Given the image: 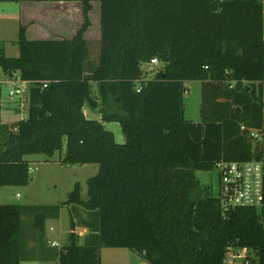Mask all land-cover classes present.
I'll return each instance as SVG.
<instances>
[{
  "label": "trees",
  "instance_id": "16d2710c",
  "mask_svg": "<svg viewBox=\"0 0 264 264\" xmlns=\"http://www.w3.org/2000/svg\"><path fill=\"white\" fill-rule=\"evenodd\" d=\"M56 1L83 5L72 39L30 40L21 27L19 56L0 48V70L34 81L28 117L0 122V186H28L27 158H52L64 140L63 164L99 171L87 181L85 201L76 184L60 205H0V264L29 260L24 214H37L42 240L46 219L62 206L85 209L88 234L81 243L72 220L57 264H101L102 247L130 249L145 264H223L230 243L256 250L264 264V208L223 213L196 176L222 161L264 160V0ZM92 2L101 5L97 63L85 38ZM154 58L160 66L149 77L143 66ZM194 81L201 82L200 122L185 118V84ZM96 99L100 120L84 114ZM105 123L120 124L124 144Z\"/></svg>",
  "mask_w": 264,
  "mask_h": 264
},
{
  "label": "rangeland",
  "instance_id": "374dc122",
  "mask_svg": "<svg viewBox=\"0 0 264 264\" xmlns=\"http://www.w3.org/2000/svg\"><path fill=\"white\" fill-rule=\"evenodd\" d=\"M46 2H48L46 4L53 3V1ZM21 3L23 2L0 1V48L4 49L6 56L9 58L19 56V47L16 42L21 27L28 26L26 33L33 34L34 32L41 33L40 29L43 30L48 23L54 26L61 23L52 20L56 13L43 5L45 4L43 1L34 3L36 5L28 6L29 8L21 6ZM93 36L95 37L89 44L90 60L92 63H97L101 47L100 31L95 32ZM156 72L155 69L153 72L148 73V76H155ZM185 86L187 88L185 118L187 121L200 122L201 82H188ZM92 89L95 93L96 85H93ZM1 101L7 102L5 91ZM86 106L89 107L88 104ZM27 117L28 111L17 112L16 106L13 104L0 105V122L3 124H16ZM104 127L105 130L113 133L116 143H125V136L119 123H106ZM66 149L67 143L64 140L61 152L56 153L52 158L44 155L28 157L27 159L30 161V183L25 187L0 186V205L19 204L38 207L60 205L67 201L76 184L81 187L82 200H87V181L98 173L99 166L97 164L71 166L63 164L61 159L64 157ZM196 176L200 184L205 188L207 187L213 197L218 198V171L216 169L208 172L199 171L196 172ZM36 215V213H26L22 217V241L29 257L28 262L25 264H57L54 253L59 249L51 247L48 241L57 242L61 247L64 246L71 231L72 220L78 225L76 233L79 235L81 243L88 234V230L81 227L82 221L87 219V213L83 207L78 206L77 211V209L62 206L57 217L46 219L44 231L41 233L42 240H40L39 234L36 233ZM51 228L53 231H51ZM33 250L34 258L32 257ZM40 257L42 259L45 257L43 259L45 261H40ZM100 258L101 264H145L137 253L126 248L102 247Z\"/></svg>",
  "mask_w": 264,
  "mask_h": 264
},
{
  "label": "built area",
  "instance_id": "2783aa9c",
  "mask_svg": "<svg viewBox=\"0 0 264 264\" xmlns=\"http://www.w3.org/2000/svg\"><path fill=\"white\" fill-rule=\"evenodd\" d=\"M0 1H42V0H0ZM56 1V0H46ZM264 17V2H263ZM160 66L157 58L144 65L145 72L151 73ZM207 68V67H206ZM262 84V112L264 117V81ZM34 81L23 79L19 73H7L0 70V105L13 104L17 112H26L30 106V90ZM48 82L43 83V88L48 87ZM233 85V83H232ZM230 85V87H232ZM142 89V80L136 81V91ZM4 91L7 102L1 101ZM242 132H248L249 138L254 142H261L262 135L258 130L248 129L241 125ZM219 173V196L217 199L223 213L238 208H264V160L249 161H222L216 164ZM51 231L53 229L51 228ZM51 247L60 249L57 242H51ZM223 264H259V255L256 250L230 243L225 248Z\"/></svg>",
  "mask_w": 264,
  "mask_h": 264
},
{
  "label": "crops",
  "instance_id": "0c3cea01",
  "mask_svg": "<svg viewBox=\"0 0 264 264\" xmlns=\"http://www.w3.org/2000/svg\"><path fill=\"white\" fill-rule=\"evenodd\" d=\"M37 2L39 1H24L23 3H21V6H24L25 8H29L28 6L36 5L34 3ZM43 3H45L43 5H46L50 11L56 13V15L52 17V20L56 23L57 22H61V23L55 24V26L53 24L48 23L43 30L40 29L41 33L39 32H34L35 34L26 33L28 39L30 40H50V39H61V38L72 39L77 34L80 27L82 26V21H83L82 3L59 2V1H53L52 4L51 3L46 4L48 3L46 1H43ZM89 16H90L91 24L85 34V38L91 42L95 37L93 36L95 32L99 30L101 35V5L99 2H92V10ZM25 28L27 30L28 26ZM96 101L98 103V106H96V108L94 109H92L90 106L89 107L85 106L84 114L86 115V117L100 120L101 108L99 106V101L97 99ZM43 259H45V257ZM43 259L40 257V261H45Z\"/></svg>",
  "mask_w": 264,
  "mask_h": 264
},
{
  "label": "water",
  "instance_id": "95a60500",
  "mask_svg": "<svg viewBox=\"0 0 264 264\" xmlns=\"http://www.w3.org/2000/svg\"><path fill=\"white\" fill-rule=\"evenodd\" d=\"M42 1H46V0H42Z\"/></svg>",
  "mask_w": 264,
  "mask_h": 264
}]
</instances>
